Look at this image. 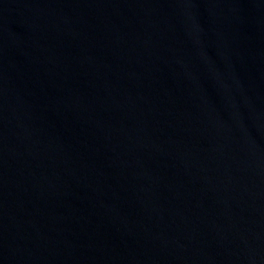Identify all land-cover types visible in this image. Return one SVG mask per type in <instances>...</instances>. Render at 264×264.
<instances>
[{
  "label": "water",
  "instance_id": "obj_1",
  "mask_svg": "<svg viewBox=\"0 0 264 264\" xmlns=\"http://www.w3.org/2000/svg\"><path fill=\"white\" fill-rule=\"evenodd\" d=\"M0 264H264V0H0Z\"/></svg>",
  "mask_w": 264,
  "mask_h": 264
}]
</instances>
